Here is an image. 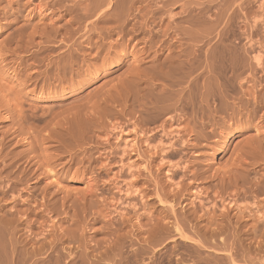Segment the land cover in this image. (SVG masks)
Wrapping results in <instances>:
<instances>
[{
  "label": "rangeland",
  "instance_id": "1",
  "mask_svg": "<svg viewBox=\"0 0 264 264\" xmlns=\"http://www.w3.org/2000/svg\"><path fill=\"white\" fill-rule=\"evenodd\" d=\"M191 37L193 43L188 40ZM192 47L197 49L199 62L194 76L202 85L200 97H195L201 101L202 111L215 115L206 130L214 128L215 132L206 142H196V130L188 131L201 119L194 121L185 115L172 125L171 129L187 127V135H192L191 141L199 149L181 151L168 160L191 162L190 170L206 175L198 176L184 197L167 201L174 212L168 210L160 238L149 234L147 219L136 221L132 214L119 217L120 212L114 210L115 190L110 182L118 169H100L107 164L104 154L116 144L114 136L109 146L91 147L89 141L67 139L61 123L66 128L65 123L77 115L117 112L121 85L131 94L137 89L143 106L151 107V94L173 90L165 79L153 78L154 71L167 67L175 55L186 59ZM253 57L260 58V67ZM215 64L233 71L226 76L255 78L258 83L227 87L226 78L209 73L208 68ZM263 64L264 0H0V264H264V147L261 152V148L256 150L260 155L245 156L242 151H247L244 145L257 134L255 126L261 124L264 132L260 119L264 108L251 115L253 99L264 92ZM133 66L146 82L133 85ZM213 75L217 82L211 84L219 87L208 85ZM217 91L223 102L227 100V109L219 108L217 99L208 101L207 92ZM241 96L250 103L238 105L236 98ZM146 97L151 104L144 105ZM182 97L185 100L188 93ZM129 102L125 111L132 112L130 119L102 118L105 130L114 121L129 122V128L154 129L174 115L173 109L165 107L153 122L151 108L150 113L140 114ZM160 107L161 103L153 106ZM214 109L220 110L215 113ZM47 134L52 139L42 141ZM91 136L105 139L100 130ZM36 144L38 149H33ZM41 154L53 159V172L47 176L42 175ZM233 161L236 170L229 166ZM214 172L220 177L211 180L208 177ZM88 178L95 181V191L85 189ZM216 191L225 202L234 204L230 220L218 217L221 211L217 208L223 204L214 200ZM215 201L219 203L215 208L218 222L198 219L201 212L197 214L196 205L210 206ZM148 205L149 216L158 217V203ZM240 206L250 210L256 206L262 214L247 216L245 212L240 218Z\"/></svg>",
  "mask_w": 264,
  "mask_h": 264
},
{
  "label": "bare ground",
  "instance_id": "2",
  "mask_svg": "<svg viewBox=\"0 0 264 264\" xmlns=\"http://www.w3.org/2000/svg\"><path fill=\"white\" fill-rule=\"evenodd\" d=\"M37 11L40 12V9H38ZM191 34H192V32H191ZM189 35H190V33H189ZM192 36H193V34H192ZM193 37L188 38V40L189 39L191 40ZM194 40H195V38H194ZM191 41H192V43L194 42L193 39ZM78 47H80V46H78ZM193 47L190 48L191 50L189 49L190 53L187 54V57H185L186 59L182 60L183 59V55L181 56L182 58H180L179 55H177V56L175 55V57L173 56L172 59L168 62L167 67H166V65H162V66H164L163 69L165 68V70H163L162 69V66H161L160 68L157 67L158 69H156L154 71V73L152 71L153 74L152 73L151 74H152V77L153 78H157V77L160 78L161 77V78L165 79L168 82L167 83L168 89H173L174 91L172 90L173 91L172 92L170 90V92H166L167 94H165V95L163 94V95L154 96V95L151 94L150 97H149V99L151 101H154V104L151 107H146L147 106L146 104L148 102L150 103V100L147 97H146L147 99L145 98L147 101H145V103H144V105H146V106L145 107L143 106V103L141 102V98H140L141 95L138 94V92H137L138 90L137 89H136L135 94H131L132 92H131V90L128 87H126L125 85H124L125 87H123V85H121L122 89H121L120 93L118 94L119 96L117 95L118 98L120 99L119 106L121 105L120 106L121 109L118 110L117 112H113L112 113L109 110L108 111L105 110V111H103L101 113H98V114H95V113L90 114V113H88V114H85V115H81V117L78 116V115L77 116L75 115L76 117H73L72 119H70L71 121H69V122L67 121V123H65L66 125H68L66 128L65 127L63 128V122L61 123V121H60V123L62 124L61 131L62 132H65L64 134H65V137L67 139H71V140L74 139V140H79V141H82L83 140V142H84V140H86V141H89L92 144L91 147H93V146H96V147H98V146H104V147H106L107 145L109 146V140L114 136V138L116 139V144L114 146L111 145V147L108 148L109 150H107L106 153L104 154L105 155V158L103 157L104 159L107 160V164H106V166L105 165H102V168H100L102 171H106V172L111 171L112 170L111 167H113V166H114L115 169H118V170H116L117 172H115L113 174L112 178H111L112 179L111 180L112 184L110 182V185L113 186L112 189L115 190V193H114V195H112L114 201H111V200L110 201L113 202L114 210L115 211H118V214L120 212L119 217L126 216L127 214L128 215L129 214H132L133 218L136 221H138V220L140 221L141 219H147L148 222L151 223L150 228L148 229L149 230V234L150 233L152 235L155 234L156 236H159L163 232H165V230L163 231V228L164 227H162V222H164V220L169 217L168 210H170V211L172 210V212H174L173 209H172V205H169L168 206L169 203L167 201L169 199L171 201H175V200L179 199V197L185 195L186 192L189 191L188 189L190 187H192L193 184H195L194 181H196V178L198 176L199 177L200 176H203L204 177V175H206L205 172H201V173L199 172L198 173V170L197 169L190 170V167L192 168V166H193V165H191V162L180 164V163H182L181 162L182 159H181V161L179 163L178 162L171 163L168 160V158H172V160H173V158L177 157L180 154L181 151H186L188 153L190 150H193L194 151L195 149H199V145L198 144L193 145V143L191 141V136L192 135H190L191 134L190 132H192V131L195 132V130H196V132L194 134L195 136L193 135L196 142H199L200 140L201 141L204 140L206 142L214 134L213 133L214 128L212 130L208 131V132L206 130H207V127L210 126V124L211 125L213 124V122H214L213 121V118H214L215 115H212L213 113H211V111H207V112H206V110H204L205 112L202 111L203 110L202 109L203 107L198 106V102L200 100H198L195 97V96H197V97L199 96L200 97L199 94H201V93H198V91H200L202 89V85L198 82L199 77L198 76L196 77L197 73L195 71H198L196 64H198L199 62H198V59L197 60L195 59L196 58V55H198V54H197V51H196L197 49L195 50L194 48H197V47H194V48ZM67 57H69V56H67ZM256 57L255 58L253 57L254 60H255V63H256L255 65H257V67H260V64H261V63L259 64L260 58L258 59ZM135 59H137V58H135ZM66 62H68V61H66ZM139 64L136 63L137 66ZM240 65L238 64L236 66H240ZM62 66H63V64H62ZM198 67H199V65H198ZM251 67H253V66H251ZM68 68H69V66H68ZM133 68H135V67L133 66ZM228 68H226V66L225 67L224 66H221L220 64L219 65L218 64L217 65L215 64V65H211L208 68V70L210 71L209 73L216 74L215 75L216 77L226 78V79H223L224 80V83H225V85L227 87L230 86V88H231L232 85L233 86L234 85L243 86V84H246L247 82H250L251 84L258 83L255 78H250V77H249L248 80L246 79L248 77H246L245 79L243 78V79H240L239 80L238 79L239 76L237 78V76L235 77V75L234 76L233 75L232 76H228L227 75L228 76L227 77L226 76V73L228 71H230V69H228ZM232 68H233V66H232ZM232 68H231V70H232ZM135 69H134V72L132 70H130V71L133 72L131 77L133 78L132 81H134V84L133 85H135V86L137 85L138 86L139 84H141L143 82H146V81H143L141 79V75L138 72V68H135ZM62 71L64 72V70H62ZM241 71H239V72L241 73ZM263 71H262V73H263ZM230 72L233 73V71H230ZM194 73H196L195 76H194ZM243 73L244 72H242V74ZM235 74H237V73H235ZM199 76H200V74H199ZM213 78H214V75H213ZM215 78H214V80L213 79H209V81L207 83H210V84H208V85H214V84H211V83L217 82L215 80ZM219 79H221V78H219ZM121 83H125V82H121ZM214 86H216V85H214ZM216 87H219V86L217 85ZM147 89H148V87H147ZM212 90L215 91V89H212ZM140 92L141 91H139V93ZM185 92L188 93V97L184 100L183 97H182V93H185ZM261 92H262V90L260 91V93L258 94V96H256L253 99V104L255 105L253 111L251 110V115L253 117L256 115V113H258V109L264 108V92H262V93ZM207 93H208L207 97L209 95L212 97L211 98L209 96L210 99H208V101L211 100V99H213V100H216L217 99V101L219 102V106H220L219 108L227 109V107H225V104H224V102L227 101V100L225 99V97H222L223 99H225L224 102H223V100L220 99L221 96L218 95L219 94L218 91L217 92H212V94H211V92H207ZM104 94H105V92H104ZM102 97H103V95H102ZM241 97L239 99L236 98L238 105L242 106V105H247L248 103H250V101L243 100V97L242 98ZM118 98H117V100H118ZM204 99H205V97H204ZM213 100H211V101H213ZM129 101H131V105L133 106V108L136 107V109H138V108L140 109V110L139 109L138 110H135V111H138L140 114H142V113L147 114L146 112L150 113L149 112L150 111L149 108H151V114L152 115L151 116L149 115L151 117V118L150 117L149 118L153 122H156V121L159 120L160 116L162 115V111L165 110V107H170L171 110L173 109L174 115L173 116H168L163 122H161V124L159 126H156L154 129L153 128L147 129V128H143V127H137V126H134V125H133L132 128H129V124H128L129 122H127V123L126 122L121 123L120 121H116V122L114 121L113 123H109L108 124L109 130L108 131L105 130L104 125H103L102 118H105V117H113L114 119L117 118L119 120H123L124 118L129 117V119H130V117L132 115V112H129L128 113V112L125 111L130 106V105H127V102H129ZM94 102H92V103H94ZM158 103H161L162 104V107H160V108H158L156 110V109L153 108V106L155 104L157 105ZM204 103H205V101H204ZM135 105H137V106H135ZM85 106H86V104L84 106H82V108L85 107ZM206 106H207V104H206ZM209 106H211V104ZM227 106H232V104L231 105H227ZM86 108H87V112H88V107H86ZM153 109H154V113L152 112ZM216 110H220V109H214L215 113H216ZM80 111H82V110H80ZM81 114H84V113H81ZM61 115H63V114H61ZM185 115H188L187 118L190 117V119H194V121H197L196 118H199V120L200 119L202 120V121L200 120L201 123H198L197 125H196L197 122H194L193 123V125L195 124L192 127L193 129H191V130L188 129L189 130L188 132L190 133L189 135H187L188 134L186 132L187 129H185L187 127H184V126L183 127H179V126L176 127L175 126V127H173V129H171L172 128V125L180 122L181 119H182V117L185 116ZM67 116H68V114H67ZM63 118H62V121H63ZM65 119H67V118H65ZM260 119H261L262 122H264V114H263L262 117H260ZM52 121H53V119H52ZM90 122H92V123L91 124H88ZM244 123H246L247 125L249 124L247 121H244ZM105 126H106V121H105ZM261 126H262L261 124L259 126L258 125L255 126L254 129H255V131H256L257 134L254 136V139L253 140L251 138L252 141H249V142H247L248 140L246 141L247 144H245L244 146L247 148V151L242 150L243 152H245L244 153L245 156H247V155L248 156L249 155H251V156L253 155L254 156L257 153V151H258L257 149L258 148H261V150H259V152L262 151V147H264V132H262V130H261L262 127ZM213 127H214V125H213ZM216 127H218V126H216ZM106 128H108V127H106ZM51 130L54 131V129H51ZM95 130L96 131L97 130L98 131L100 130V132L102 131V133L105 134V139L104 140L102 139L103 141L97 140L98 138L95 139L93 136H91V133L94 132ZM204 130L206 132H203ZM50 132H52V131H50ZM214 132H215V130H214ZM50 134L45 135L43 137L42 141H49V140H51L52 137H51ZM186 135L188 136L187 139L184 138V136H186ZM37 145L38 144H36L35 145V148H33V149H38V146L39 145L38 146ZM244 146L242 145L241 147H244ZM251 146L252 147L254 146V147L251 148ZM245 147H244V149H245ZM250 150H252V152H251L252 154L249 153ZM242 153H240V154H242ZM101 155H103V154H101ZM258 155H260V154H258ZM40 157L43 160L42 167L44 168V170L42 169L43 170L42 175L43 176H47L48 174H50V173L53 172L52 171L53 170V163L51 162V160L53 161V159L51 157L49 158L46 155H43L42 156V154L40 155ZM132 157H134V160H131ZM244 157H242V158H244ZM257 157H259V156H257ZM236 158L234 159V161H236L237 163H239V160H240L241 156H240V158L238 157L239 160L236 159ZM96 161L97 160H92L91 163H96ZM236 162L230 163L231 165L229 164V166L231 167V169H234V170L237 169L236 168V164H237ZM88 163L91 164L90 162H88ZM109 164H111L112 166H110ZM228 171H231V170H228ZM227 172H225V173H227ZM224 175L222 176V178L224 177ZM219 177H220L219 174H216L215 173V174H213V176L210 175V177H208V178H210L211 180H213V179H215V178L217 179ZM236 179H238V178H236ZM229 183L231 184L230 181H229ZM85 186H86L85 189H87L88 191H93V190L95 191V189H94V187H95V181L94 180L88 178V180L85 183ZM236 192H238V191H236ZM198 198L199 197H197V199ZM214 200L219 201V203H221V205L223 204V206L217 208L216 207V204H219V203H216V201L214 203L211 202L212 204L210 203L211 204L210 206L205 205V204H204L205 206H202L203 205L202 203H200V205H198V206L196 205V208H197V211H198L197 214H199L201 212V214H200L201 216L199 215L200 218H198V219H200L201 221H202V219L207 220V221H209L210 224H211V222L216 223V221H217L216 219H218L219 216L222 219L230 220V218H228V214H229L230 208H233L234 207L233 206L234 204L232 202H225L224 201L225 199H223L219 195V193H217V191L215 192ZM150 201H156L158 203V206H160V209L161 210L159 211L158 217L152 218V216L151 217L149 216L150 213L148 212V206H149L148 204H149ZM212 201H213V199H212ZM118 207H122V208H119L118 209ZM240 207H238V209L240 211V214H239L240 215V218H241L242 215L244 216V213L245 212H246L247 216H249V214L260 215V213H261V212H259V210H256V206H255V210L254 209L253 210H250V208L249 207H246V206L245 207H241V208ZM215 208L220 209L219 211H221V213H220V215H218V217H215L216 216L215 215V213H216L215 212V210H216ZM193 210H196V209H193ZM149 211H151V210H149ZM194 212L196 213V211H194ZM177 213H179V212H177ZM246 214H245V216H246ZM193 215H194V213H193ZM248 218H251V216L248 217ZM237 220H240V219L237 218ZM219 221H220V218H219ZM236 223H240V222H236ZM181 224H180V226H181ZM175 230H176V232H178V234H179V236L181 238H184L185 237V235L182 234V232L179 229L175 228ZM215 234H216V232L215 233H212V235H215ZM220 235H221V233H220ZM155 239H156V237H155Z\"/></svg>",
  "mask_w": 264,
  "mask_h": 264
}]
</instances>
